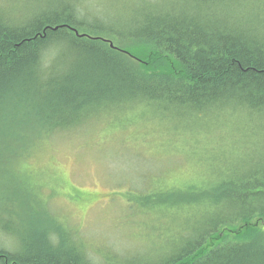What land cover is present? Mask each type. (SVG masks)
<instances>
[{
  "label": "trees",
  "instance_id": "16d2710c",
  "mask_svg": "<svg viewBox=\"0 0 264 264\" xmlns=\"http://www.w3.org/2000/svg\"><path fill=\"white\" fill-rule=\"evenodd\" d=\"M36 2L40 8L26 25L0 12V264H95L77 242L36 221L55 211L34 198L27 206L22 202L20 188L28 187L29 175L17 166L47 129L119 122L111 111L125 104L143 110L155 105L171 115L169 121L184 118L169 105L197 116L219 110L233 120L221 134L217 123L210 126L216 144L206 150L214 152L213 164L236 155L240 145L247 155L237 158L252 164L242 170L216 166V177L229 172L230 179L195 193L197 214L185 220L195 238L207 232L206 238L160 264H264V135L255 146L239 141L246 132L243 117L251 121L248 128L264 130V0ZM97 104L105 110L100 116L88 107ZM258 151L263 164L255 162ZM138 205L150 209L148 200ZM198 214L221 215L212 229L192 219ZM113 251L124 262L115 264L153 259L145 255L152 251Z\"/></svg>",
  "mask_w": 264,
  "mask_h": 264
},
{
  "label": "rangeland",
  "instance_id": "374dc122",
  "mask_svg": "<svg viewBox=\"0 0 264 264\" xmlns=\"http://www.w3.org/2000/svg\"><path fill=\"white\" fill-rule=\"evenodd\" d=\"M110 120L113 119L94 120L83 129L48 140V145L35 150L22 162V169L41 185V192L49 198L56 215L77 229L88 247L99 250L111 246L130 255L165 248V239L162 242L147 232L151 219L157 227L165 221L162 212L154 207L156 200L169 199L187 208L183 196H193L192 193L226 182L230 173L217 171L216 177L213 151L205 149L193 154L188 147L182 149L184 139L175 144L170 142L172 136L191 135L192 132H185L188 128L184 124L180 127L168 123L160 128L157 125L149 128L141 121L136 126L113 128L108 124ZM240 120L241 127H249L250 119ZM230 122V119L218 122L214 126L216 133L226 131L231 127ZM246 128V143L255 146L262 140L261 135L247 133ZM210 130V126L204 129L201 139L209 138L214 132ZM215 144L209 147L214 150ZM244 151L242 145L234 159L229 156L220 166L226 170L236 167L235 159L247 155ZM258 160L256 158L255 162ZM247 165L248 162L239 166ZM149 196L154 198L149 199L147 216L136 213L139 217H132L136 203ZM180 220L176 230L180 229V224L190 226V220L184 221L185 224Z\"/></svg>",
  "mask_w": 264,
  "mask_h": 264
},
{
  "label": "bare ground",
  "instance_id": "6f19581e",
  "mask_svg": "<svg viewBox=\"0 0 264 264\" xmlns=\"http://www.w3.org/2000/svg\"><path fill=\"white\" fill-rule=\"evenodd\" d=\"M87 1H84L82 5L87 4ZM48 6L47 5V1L41 4V6ZM78 6H81V4H78ZM40 8V4L38 2H36V0H0V12L2 15H4L5 17H9V20L15 24L18 25H26L29 23V21H31L33 18H31L32 16H35L34 14L36 13V11ZM28 16V17H26ZM25 20V21H23ZM34 20V19H33ZM59 27V26H58ZM62 27H48L44 30V32L41 34H37L36 37H45L47 30H58ZM82 36V35H80ZM87 36V35H86ZM106 39V41H108V43L113 42L111 39L109 38H104ZM115 46V45H114ZM113 48V47H112ZM117 48V47H114ZM67 63L73 64V60L70 59L69 61H67ZM94 104V103H93ZM103 104H97V105H90L88 106L90 110H92V112H94L97 116L102 115L105 110L102 108ZM157 107V106H156ZM155 107V105H150L146 107V110H143L142 108H137L134 107L133 105H129V104H125L117 107L116 109L112 110V115L113 117L118 120L119 122H109L108 124L113 127V128H119V127H126L128 125H133L136 126L139 122L143 121L145 122V125L150 127H153L155 125H157L159 128L161 126H165L168 123H175L177 126L181 127V124H184V127L188 128V131H185L186 133L192 132L191 135L189 134H181V135H176V136H172L170 137V142L172 144H175L176 142H178L181 139H184V143L182 144V149L187 148L193 153L195 154L197 151H203L205 150L207 147L210 146V144L212 143L213 139L212 138H207V139H201L200 135L201 132L206 129L207 127L216 124L218 122H221L224 119H230L233 120L231 116H226L225 114H219V110L214 109V112H208L206 114V112H203L204 115L202 116H197L198 114L195 113V111L193 110H187V112L183 109H180V107H177L176 105H169L168 107H171V111L172 114H174L176 111H180L182 117L184 118H189L187 121H184L182 119H173L172 121H168V119L171 117V115H165V112H161L160 108L157 109ZM117 112H116V111ZM190 114V117H188ZM190 118H197V120H199L198 123L194 122L193 120H191ZM199 118V119H198ZM177 121V122H176ZM182 123H181V122ZM126 122V123H124ZM138 122V123H137ZM187 122V124H186ZM75 125V124H74ZM83 124L80 122L77 124V126H72L68 129H58V128H50L47 129L45 132V135L43 136L44 138L39 139L36 143V147L34 149L38 150L46 145H48V143H46L48 140L53 139L54 137L63 135V134H67L69 131L76 129L78 127H81ZM247 131L249 133H252L254 135L258 133H260L261 138L262 135H264V130H255L253 128H248ZM43 132V131H41ZM184 132V131H183ZM184 132V133H185ZM245 136H247L246 134H244L243 136L240 137L239 141H243L245 140ZM260 138V139H261ZM238 141V140H237ZM236 141V142H237ZM238 141V143H239ZM241 147V145L239 147H235V149H237L236 151V155L238 154V150ZM33 151V152H34ZM32 152V153H33ZM31 154H27L26 158H29ZM259 151L257 152V156L259 158V161L261 162V164H263V160H260L261 157L258 155ZM236 155L231 156V159L235 158ZM241 156V155H239ZM238 156V157H239ZM24 159V160H25ZM21 161V163L18 164V170L20 171V169L22 168L23 165V161ZM223 159L221 157H217V166L221 167V161ZM259 161L257 163H259ZM235 166L234 168H232L233 170L238 169V170H242V169H248L250 167H252V164H249L245 167L242 166L240 167V164H243L241 162V160L239 158H237L234 162ZM239 166V167H238ZM27 183H28V187L24 189V187H21V199L22 202L24 201L26 204V206L28 205V203L34 198L35 200H38V202L45 204V205H49L50 206V202H49V198L47 196H45L42 192H41V185L33 179V177L31 176H26L25 177ZM186 195H191V193H185ZM193 196H183V203L187 205V208H181L179 202H171V200L169 199H164V200H160L157 199L156 202L154 203V207L156 208V210H160L162 212V216L165 218L164 224L162 226L157 227L154 224V221L151 219L149 221V223L147 224V232L150 235L155 236L156 238H159L160 240L165 239L166 241V247L162 248V249H154L152 252L146 253V256H153V259H149L150 263L149 264H160L161 262H164L168 259V256L171 255H177L179 254L180 250H182L183 248H185L186 246H188L189 244L193 243V241H196L194 243V246L197 245L198 241H204V239L207 236V232H204L202 234L198 235V238H195V233L194 230L191 228H187L184 227L180 224V229L176 230V223L177 221H179L181 219V217L179 218L178 216H182L184 218V220H180V222H183L185 224V220L192 217L193 215L197 214L195 213V206H196V201L194 199V197L196 196L195 193H192ZM154 198L153 197H143L140 201H145L148 200L149 202V206H150V201L149 199ZM187 201H191V202H187ZM138 204V203H136ZM140 207H142L141 205H136L135 207L132 208L131 211V215L132 217H139V216H147V210H145V208L140 209ZM154 208V209H155ZM139 216H137V214ZM56 214V213H55ZM157 215V214H156ZM221 214H217L216 216L214 215H208L206 217H203L202 215H196L194 216L192 219H197V220H205V224L208 227H211L212 229L217 226V221H215L216 217L219 216ZM179 218V219H178ZM150 219V218H149ZM168 221V224L166 225V222ZM36 221L40 224V226H45L46 230H53V232H55L54 234H58L61 233L62 235H64L68 240L70 244H76V242L79 244L77 246L76 244V248L82 252L83 254H85L87 257H89L91 259V261L93 263L96 264L98 262H102L100 261V259H103V261H105V264H115L116 261L118 262V260H120L121 262H123V260L119 257L120 253L113 251L114 249L110 246L107 249H99V250H94L90 247H88V245H86V241L84 240L82 234L77 230V229H73V227H70L69 225H67L65 222H63L61 220V218H59L56 215H50V214H41L38 215L36 217ZM222 224V223H221ZM220 226V224L218 225ZM218 228V227H217ZM180 231V232H179ZM82 243V247L80 245V243ZM98 249V248H97ZM95 251H98L95 253ZM143 256L141 255H136L133 257H141ZM128 256H126L127 258ZM124 263V262H123Z\"/></svg>",
  "mask_w": 264,
  "mask_h": 264
},
{
  "label": "clouds",
  "instance_id": "9594fccd",
  "mask_svg": "<svg viewBox=\"0 0 264 264\" xmlns=\"http://www.w3.org/2000/svg\"><path fill=\"white\" fill-rule=\"evenodd\" d=\"M65 2L71 4L74 2V0H65Z\"/></svg>",
  "mask_w": 264,
  "mask_h": 264
},
{
  "label": "water",
  "instance_id": "95a60500",
  "mask_svg": "<svg viewBox=\"0 0 264 264\" xmlns=\"http://www.w3.org/2000/svg\"><path fill=\"white\" fill-rule=\"evenodd\" d=\"M57 28H59V27H57ZM76 32H77V31H76ZM77 34H79V33L77 32ZM82 36H86V35H82ZM110 44H111V46H112L113 48L115 47L113 42H110Z\"/></svg>",
  "mask_w": 264,
  "mask_h": 264
}]
</instances>
